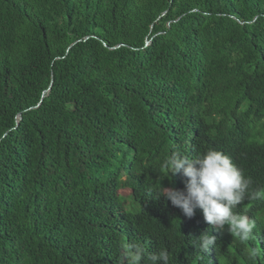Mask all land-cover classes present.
<instances>
[{
	"label": "trees",
	"instance_id": "trees-1",
	"mask_svg": "<svg viewBox=\"0 0 264 264\" xmlns=\"http://www.w3.org/2000/svg\"><path fill=\"white\" fill-rule=\"evenodd\" d=\"M209 149L264 194V0H0V264H264V198L200 259L203 213L149 196Z\"/></svg>",
	"mask_w": 264,
	"mask_h": 264
},
{
	"label": "clouds",
	"instance_id": "clouds-1",
	"mask_svg": "<svg viewBox=\"0 0 264 264\" xmlns=\"http://www.w3.org/2000/svg\"><path fill=\"white\" fill-rule=\"evenodd\" d=\"M163 166L167 170L164 176L182 173L186 177L184 190L161 186L162 190H152L149 196H164L188 218L195 215L196 209L203 213L211 229L193 241L200 259L216 239L221 242L226 227L232 237L242 242L255 237L256 221L248 217L251 209L241 205L246 199L264 198V194L252 189V178L244 174L234 155L209 149L190 158L174 152ZM260 228L264 232V227ZM259 254V249H253L249 256L255 258ZM121 255L122 264H169L170 260L167 250L149 252L144 244L135 241L123 244Z\"/></svg>",
	"mask_w": 264,
	"mask_h": 264
},
{
	"label": "water",
	"instance_id": "water-1",
	"mask_svg": "<svg viewBox=\"0 0 264 264\" xmlns=\"http://www.w3.org/2000/svg\"><path fill=\"white\" fill-rule=\"evenodd\" d=\"M50 86H51V84H50ZM50 86H49V87H50ZM48 89H49V88H48Z\"/></svg>",
	"mask_w": 264,
	"mask_h": 264
}]
</instances>
